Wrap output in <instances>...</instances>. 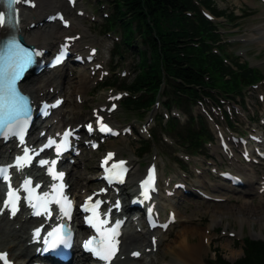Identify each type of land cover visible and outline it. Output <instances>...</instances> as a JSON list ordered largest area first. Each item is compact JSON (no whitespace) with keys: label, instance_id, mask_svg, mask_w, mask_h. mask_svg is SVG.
I'll return each instance as SVG.
<instances>
[{"label":"trees","instance_id":"1","mask_svg":"<svg viewBox=\"0 0 264 264\" xmlns=\"http://www.w3.org/2000/svg\"><path fill=\"white\" fill-rule=\"evenodd\" d=\"M215 14L218 11L213 0H200ZM115 13L107 21V30L121 25L124 41L116 51L123 54L136 39L143 47L135 50L140 60L136 64L137 74L130 81L122 82L136 98H128L124 108L129 112H147L160 95L168 96L166 105H173L190 112L192 104L202 93L211 94L209 89L217 88L226 93L240 92L246 84L263 77L261 70L235 60L239 70H233L223 60V54L212 52L208 40L219 41L221 36L214 31V23L200 12L194 0H114ZM187 12H191L188 15ZM197 38V45L190 43ZM117 79L113 84H117ZM166 83L164 86L163 83ZM205 121L191 117L182 126L176 118H170L165 130L177 131V137L189 151L203 147L210 137ZM217 250H219L217 248ZM244 257L234 264H264V242L246 240ZM220 262L222 261L219 256ZM222 264H229L223 261Z\"/></svg>","mask_w":264,"mask_h":264},{"label":"rangeland","instance_id":"2","mask_svg":"<svg viewBox=\"0 0 264 264\" xmlns=\"http://www.w3.org/2000/svg\"><path fill=\"white\" fill-rule=\"evenodd\" d=\"M218 6L219 9H240L238 11V14L241 15L243 13V18L240 20V29L235 28L231 29L230 35H225V40L228 39H234L238 37L248 38L246 42L243 44L231 46L234 49V53L239 54L240 52L244 51L246 54L241 56V59L243 61L249 60L252 65L260 66L261 69L264 71V47H262V42L259 40H249V38L253 35H256L257 27L261 26V24H264V5H262L260 2L255 0H214ZM79 4L82 7H85L88 9L90 13L93 11H96V20L92 22L89 18H83L78 17L76 20L73 19V28H75L77 31L82 32L83 34V41L84 44L93 43L100 47V50L102 53L106 56V69H111V75H118L120 78H122V71L126 70L127 75L124 78L131 79L135 76L136 70H135V63L137 61V56L133 54V52L126 53L121 58L116 57L115 59H112L111 57V49H113V39L109 36H106L105 33L102 32V26H103V9L98 3V1L95 0H81ZM99 4V5H98ZM56 8H50V11H54ZM241 10L243 12H241ZM108 13L112 12V9L107 8L106 10ZM96 22V23H95ZM99 23V24H98ZM115 34L118 37H121V28H117ZM246 38V39H247ZM230 47V46H229ZM115 72L113 71V67H118ZM70 67V66H69ZM72 68V67H70ZM73 69V68H72ZM81 68H78L77 70H74L75 76L78 74V71ZM85 73H89L88 70H85ZM68 74H70V70H68ZM74 77V76H73ZM77 76L72 79L69 77L67 78V85L64 90V93L66 94V99L69 96H72V93L75 89V83L72 80H76ZM98 76L96 77V79ZM91 91V92H90ZM90 91L87 94V101L85 103V106L81 109L82 114L76 115L72 123H76L78 121L85 120L86 117L90 116L91 107L94 105H97L99 103H103L106 100V95L108 91L106 89H99L96 90V85L94 84V81L92 80ZM254 99L257 101V97L255 98V95H253ZM67 105V103H66ZM123 104L121 103L120 108L113 116L114 123L117 124H123L127 122H136L138 120L147 121L149 117L154 116L155 113H148L145 117H139L137 114H127L124 112L122 108ZM156 111H159V109H156ZM152 125L154 122L151 123ZM157 127V126H156ZM209 128L212 127L209 124ZM244 129V127H243ZM214 132V131H213ZM156 133L159 134L160 131L156 130ZM134 137H139L138 135H135ZM134 139H129L127 141H124L122 139L115 140L114 143L110 142L108 144H112L111 146H120L121 147V154L126 155L134 154L135 155V143L133 142ZM216 142H213L212 145H210V149L207 150V155L210 154L212 157L203 158L200 157V161H193L190 163V166H188L187 162H184L187 166V172H183L180 167L172 160V158H175L176 152L173 148H170L171 145L167 143L159 142V145H155L153 152H157L159 154L158 162L161 166V161L165 163L166 168V178H176L180 173L182 175L188 176V181L191 183H194L196 181L194 172V168L197 165L200 167V169L205 168L206 172L208 171V168H213V166H209L210 163H217L219 165H223L224 168L229 169H237V167H233L230 165V163L227 160H224L223 158L213 155L212 148H214V145H216ZM174 151V152H173ZM152 152V153H153ZM146 154L143 157H133L136 159L138 164L141 163V170H144L145 164L150 160L151 155ZM90 154V153H89ZM89 157V156H88ZM223 162V163H221ZM202 164V165H200ZM89 165L96 166L95 163L89 160ZM163 170V169H162ZM214 170V169H213ZM87 174L91 175L90 170L84 171ZM82 173V170H79L76 172L74 170L71 174V176L79 175ZM212 177H214L212 175ZM208 181L207 183L210 186H206L208 192L213 193L215 195H220L221 192H224L223 194H226L227 191H215L213 190V186L216 183H221L219 180L215 178H209L205 177ZM198 184V183H196ZM82 189L79 188L80 191ZM238 200L240 202H238ZM242 201L244 199L242 198V195H236L234 199L231 201H224V202H216L211 200H205L203 198H194V197H188V198H182L179 202H177L178 211L180 213V216L182 217L181 223L174 226L167 234L165 239L160 244V249L158 252V255L137 260V261H130V264H162V262L168 261L171 262L175 260L176 256L172 255L168 252H165V250L173 245H177L181 239L179 237V234L182 231V226L186 224H194L195 226H198L200 228L207 226L208 224L214 223L216 228L211 231L212 234V243L210 247H207V251H202V254L204 255V262L206 264V261L211 257L212 250L215 247H218V249L221 250L222 254H224L225 258L229 261L233 262L237 258L241 257L243 255V249L241 242L240 244L237 243L236 238L237 237H251L254 238V236H258L259 238L264 239V198L258 199L255 198L254 200H251L249 207H243L241 205ZM216 212V214H215ZM221 212V213H220ZM242 218V216H244ZM247 218L250 220L253 219L252 223L249 224V222L243 221L241 223V219ZM214 218L216 221L214 222ZM188 224V225H189ZM212 224V225H214ZM216 231V232H215ZM229 232L236 233L237 237H231L229 236ZM199 234L191 237V243L195 244L198 243L200 240ZM148 239V237H147ZM147 242V240L145 241ZM174 251L177 252L178 250L174 248ZM214 255V253H213Z\"/></svg>","mask_w":264,"mask_h":264},{"label":"bare ground","instance_id":"3","mask_svg":"<svg viewBox=\"0 0 264 264\" xmlns=\"http://www.w3.org/2000/svg\"><path fill=\"white\" fill-rule=\"evenodd\" d=\"M38 5L35 7V9H29L24 11L23 13V22L21 24V30L20 33L24 36L26 41L33 43L37 46L45 47L48 50L55 49L57 46H59V42L62 41L63 37L65 35H72L66 32L65 28H62L55 24H48V25H39L38 27L31 28L30 23L32 22H40L42 17L45 16L48 13L49 8H57L61 10H65L67 14L71 15L68 11V4L67 1L64 0H37ZM56 9V10H57ZM76 19V18H74ZM249 39H261L260 42H262V47H264V24H261V26L257 27L256 35L251 36ZM90 49V48H89ZM65 66L61 68H57L54 71L50 72H42L39 75L30 74L28 78L21 84L22 88H24L27 92L31 94L33 98L37 97H44L51 95V89L50 87L54 88V93L62 94L66 88L67 85V70L64 68ZM75 83V89H74V98L69 96L67 98V105L62 109H58L56 115L53 117V119L57 118L58 123H62L63 126L66 124H69L74 116L82 114V108L85 105V96L89 92V87L91 84L90 74L85 73L83 70H81L77 74L76 80H72ZM73 92V93H74ZM72 93V95H73ZM77 96H80L81 101L78 100ZM84 100V102H83ZM82 102V103H81ZM81 122V121H80ZM50 121L46 122L45 126H48ZM79 122L75 123L78 124ZM14 148L13 143H7L5 145H0V157L3 159L9 158V151ZM215 153L219 152L218 147H214ZM221 150V149H220ZM236 157H233L230 159L231 163L235 166H237V159ZM240 161V160H239ZM134 164V170L135 174L139 175L141 174L139 172V164H137L135 161L132 162ZM240 165H238L239 167ZM90 171L94 172L95 168L94 166H90ZM200 172V179L201 183L205 186L208 185L206 179L204 178L203 171ZM88 182V183H85ZM181 181H183L181 179ZM83 182L84 186L96 184L97 180H93L92 176H86L85 173H81L79 176H75L72 178L71 183L74 185L75 189L76 187ZM221 187L224 189L223 184H216L213 186L214 190H219ZM228 189V186H225ZM204 190V189H203ZM205 191V190H204ZM206 192V191H205ZM243 193L250 194V191L245 189ZM181 195V194H180ZM180 195L178 197H180ZM221 196V195H220ZM175 202H178L179 199H176L175 197H171ZM181 199V198H180ZM174 202V203H175ZM251 203V200L248 198H244V201H242L241 205L243 207H249ZM176 211L177 208L175 209ZM221 213V212H220ZM216 214V212H215ZM245 217L242 216V218ZM247 217V216H246ZM178 221H182L179 219L178 215ZM177 221V222H178ZM216 219L214 218V222ZM253 219L250 218L248 220L249 224H251ZM241 219V223H242ZM34 221L31 219L23 218V216L17 217L14 221L5 220V223L0 226V248L9 249L11 251V254L14 259L16 257L19 259L21 257L22 260H25L29 255L32 254V249L30 246L25 245L23 242H21V238L26 234L27 229L33 227ZM181 223V222H180ZM20 225L17 227V225ZM189 224V223H188ZM184 224L182 226V231L179 234V237L181 241L177 245H173L165 250V252H168L172 255H175L176 259L171 261V263L175 262H183L185 264H203V259L198 260L196 256L200 254L202 250L207 251V247L205 246L204 238L210 239V230L212 227V224H209L207 226H204L202 228L195 226L194 224L188 225ZM201 235L200 240L198 243H191V237L195 235ZM125 244L124 249L128 246H136L140 243L141 239L145 237L144 234H135L132 236L131 240V234L126 233L125 235ZM18 243V247L16 248V243ZM174 248L178 251L175 252ZM16 251H21L20 253H17ZM124 251H122L123 253ZM130 261L126 262H118L115 264H129Z\"/></svg>","mask_w":264,"mask_h":264},{"label":"snow or ice","instance_id":"4","mask_svg":"<svg viewBox=\"0 0 264 264\" xmlns=\"http://www.w3.org/2000/svg\"><path fill=\"white\" fill-rule=\"evenodd\" d=\"M0 2L6 3L8 6V10L11 13L12 5L18 0H0ZM5 23V18L2 13H0V25ZM15 49L14 54L12 50ZM11 54V55H10ZM33 55L39 56V52H29L24 48H21L20 45L16 42H12L8 45V53L0 56V135L7 137L10 134H18L20 136L21 141H23V130L24 124L29 118V108L27 105V99L22 96L17 89V82L20 80L22 73L24 70L33 62ZM63 59V55L57 57L56 63L59 64ZM90 128V126H89ZM102 131H111L105 125L101 124ZM71 135V133L64 134V143L65 146L67 144V138ZM54 141H49V144L46 147L51 146ZM60 147L57 148L59 152ZM30 157L27 152H25L24 157H19L16 159V165L23 167L30 161ZM42 164H47L48 161H41ZM53 166L55 161L52 162ZM51 174L56 179H61L62 174L57 176L54 170V167L49 169ZM0 178L8 179V169L5 167H0ZM149 179H152L150 175ZM32 181L25 180L23 182V187L26 191H28L29 201L35 199L38 203H33L32 207L36 208V215H41V209L44 212H48V204L51 202L48 200L47 196L44 197H34V190L31 187ZM145 184H148V181H145ZM63 185H60V190H62ZM145 198L147 199V188H145ZM19 200V196L17 191H14L9 186V191L7 193V199L3 201V205L5 208H11V214L15 215L17 211V202ZM56 203L61 204V211H63L64 215L70 214L71 203L66 198L61 201L59 199L56 200ZM99 208V204L93 206L92 211L97 221V230L99 231V225L106 223V221L99 220L98 216H96V209ZM89 223H92V219H89ZM117 229L113 228L107 232L101 233L103 239L100 241V244L92 248L93 241L89 240L84 247L90 248L93 252H95L96 256L102 260L109 261L111 256L115 254V243L113 242V237L117 235ZM41 235V230L38 228L35 230L34 236L39 239ZM48 237L52 238L51 241L45 239L43 242L46 245L45 251L55 249L58 244L62 242H66L64 237L61 234V229L57 228L52 232H49ZM155 243V241H153ZM135 255H139V253H135ZM0 261H3V264H8L7 254L0 253Z\"/></svg>","mask_w":264,"mask_h":264}]
</instances>
